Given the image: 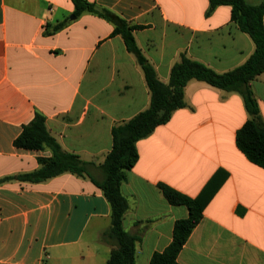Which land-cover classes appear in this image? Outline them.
Listing matches in <instances>:
<instances>
[{
  "label": "crops",
  "instance_id": "crops-1",
  "mask_svg": "<svg viewBox=\"0 0 264 264\" xmlns=\"http://www.w3.org/2000/svg\"><path fill=\"white\" fill-rule=\"evenodd\" d=\"M87 1L136 27L135 44L163 84L182 56L222 74L255 49L229 6L208 15V0ZM73 13L71 0H0V264H106L114 249L104 240L110 206L87 177L2 181L51 157L13 145L35 114L63 151L97 167L112 148V128L149 107L143 72L113 25ZM250 87L264 126V72ZM184 102L135 143L137 162L120 187L128 204L122 228L138 238L135 264H150L188 216L158 185L195 198L210 181L219 187L177 263L264 264V169L235 144L248 119L243 101L191 80Z\"/></svg>",
  "mask_w": 264,
  "mask_h": 264
},
{
  "label": "trees",
  "instance_id": "trees-1",
  "mask_svg": "<svg viewBox=\"0 0 264 264\" xmlns=\"http://www.w3.org/2000/svg\"><path fill=\"white\" fill-rule=\"evenodd\" d=\"M71 2L75 17L83 13L93 14L113 25V35L121 36L127 51L133 54L143 72L150 92L149 107L129 121L112 128V148L103 163L97 167L82 161L77 155L63 151L49 134L45 118L35 114L33 119L23 126L13 145L25 150H49L51 157L38 159L40 167L33 172L5 177L2 181L17 180L35 184L63 173L87 177L102 191L110 206V228L104 240L111 242L114 249L106 264H135V245L138 238L122 228V219L128 204L121 194L120 187L125 181L126 172L137 162L135 143L158 126L166 124L174 111L185 106L184 88L189 81L203 82L241 97L248 119L236 132L235 144L249 162L264 169V126L259 119L258 105L250 87L251 81L264 72V0H208V15L220 6L230 7L231 20L251 38L255 46L254 52L241 66L222 74L182 56L172 67L167 84L157 79L153 68L136 46L132 35L135 26L128 25L117 15L106 9H99L87 0ZM62 26L63 24H60L55 29L58 30ZM92 168H96L98 174L92 173ZM219 184L215 185L210 181L195 198H189L164 184L158 185L167 202L173 206H184L188 216L175 222L171 243L163 252L154 253L150 264H178L176 260L181 248L200 222L202 212Z\"/></svg>",
  "mask_w": 264,
  "mask_h": 264
}]
</instances>
